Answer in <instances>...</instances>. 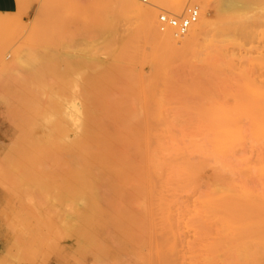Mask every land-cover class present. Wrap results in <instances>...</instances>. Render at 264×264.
<instances>
[{
	"label": "rangeland",
	"instance_id": "rangeland-1",
	"mask_svg": "<svg viewBox=\"0 0 264 264\" xmlns=\"http://www.w3.org/2000/svg\"><path fill=\"white\" fill-rule=\"evenodd\" d=\"M11 1L0 11V264H234L244 243L264 246V0L219 12L222 0H192L212 25L190 47L169 31L173 48L151 41L125 0ZM218 37L235 65L200 78ZM23 49L51 68L45 118L28 132Z\"/></svg>",
	"mask_w": 264,
	"mask_h": 264
},
{
	"label": "bare ground",
	"instance_id": "bare-ground-1",
	"mask_svg": "<svg viewBox=\"0 0 264 264\" xmlns=\"http://www.w3.org/2000/svg\"><path fill=\"white\" fill-rule=\"evenodd\" d=\"M201 2L204 7L215 5L213 0H201ZM125 3L141 20L143 33L154 43L163 44L168 48H173L177 45V41L168 34L169 31L175 37H184V43L190 47L199 36L206 34L212 25V20L208 18V12H206V9H203L202 12L200 10L199 22L197 21L194 23L185 34L176 36L171 29L163 31L159 29L158 16L156 18V14L158 10L157 8L169 11L167 7H181L180 0H152V4H141L139 0H125ZM237 3V0H222L221 4L215 5L216 11L219 12L223 9L234 8ZM228 44L227 40L220 37L210 41L207 52L205 53L204 63L200 69L203 77L200 78L214 79L216 77H221L222 72L227 70V67L231 68L235 65L231 60H227L228 57L233 55L228 48ZM15 62L21 66L24 71L20 80L22 87V105L24 110L22 117L25 121L23 127L26 126L28 128L30 124L36 126L41 122L40 120L45 118L46 101L44 99V94L49 87L46 73L51 70V68L46 64L44 56L42 54H37L34 50L23 49L17 51ZM72 64L76 65L77 61H73ZM242 70L250 71L251 67L243 68ZM76 112L77 109L72 107L67 110V115H69L73 121H76ZM78 124H76V126ZM26 127L24 132L29 131V128L27 129ZM209 201L210 200H208V202ZM209 203H215V205H217L214 207L215 209L218 207V200L210 201ZM230 259V262L234 264H264V246L255 245L252 242L244 243L241 251L233 254ZM203 261L206 264H211L215 261V257L206 255L203 258Z\"/></svg>",
	"mask_w": 264,
	"mask_h": 264
},
{
	"label": "built area",
	"instance_id": "built-area-1",
	"mask_svg": "<svg viewBox=\"0 0 264 264\" xmlns=\"http://www.w3.org/2000/svg\"><path fill=\"white\" fill-rule=\"evenodd\" d=\"M145 4H152V0H140ZM159 29H171L176 36L185 34L190 27L196 23L200 16V8L192 0H186V5L182 12L175 13L162 8H157Z\"/></svg>",
	"mask_w": 264,
	"mask_h": 264
},
{
	"label": "crops",
	"instance_id": "crops-1",
	"mask_svg": "<svg viewBox=\"0 0 264 264\" xmlns=\"http://www.w3.org/2000/svg\"><path fill=\"white\" fill-rule=\"evenodd\" d=\"M12 5L11 0H0V11L10 10Z\"/></svg>",
	"mask_w": 264,
	"mask_h": 264
}]
</instances>
